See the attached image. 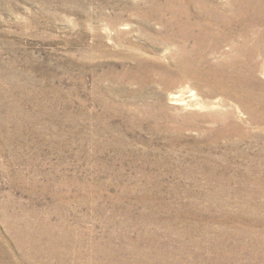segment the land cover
Segmentation results:
<instances>
[{"label": "rangeland", "instance_id": "rangeland-1", "mask_svg": "<svg viewBox=\"0 0 264 264\" xmlns=\"http://www.w3.org/2000/svg\"><path fill=\"white\" fill-rule=\"evenodd\" d=\"M0 264H264V0H0Z\"/></svg>", "mask_w": 264, "mask_h": 264}, {"label": "bare ground", "instance_id": "bare-ground-1", "mask_svg": "<svg viewBox=\"0 0 264 264\" xmlns=\"http://www.w3.org/2000/svg\"><path fill=\"white\" fill-rule=\"evenodd\" d=\"M174 98H175L176 100H180L179 97H177L176 95L174 96Z\"/></svg>", "mask_w": 264, "mask_h": 264}]
</instances>
